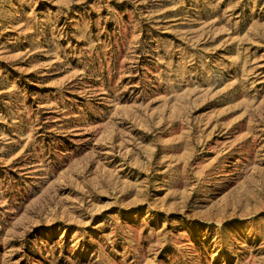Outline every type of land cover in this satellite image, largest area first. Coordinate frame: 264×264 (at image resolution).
Masks as SVG:
<instances>
[{"label": "rangeland", "instance_id": "374dc122", "mask_svg": "<svg viewBox=\"0 0 264 264\" xmlns=\"http://www.w3.org/2000/svg\"><path fill=\"white\" fill-rule=\"evenodd\" d=\"M0 264H264V0H0Z\"/></svg>", "mask_w": 264, "mask_h": 264}]
</instances>
